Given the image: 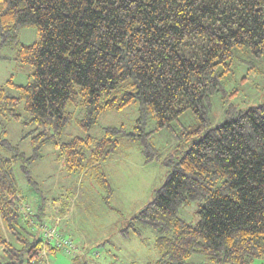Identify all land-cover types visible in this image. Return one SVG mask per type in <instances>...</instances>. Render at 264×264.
I'll use <instances>...</instances> for the list:
<instances>
[{
  "label": "trees",
  "instance_id": "trees-1",
  "mask_svg": "<svg viewBox=\"0 0 264 264\" xmlns=\"http://www.w3.org/2000/svg\"><path fill=\"white\" fill-rule=\"evenodd\" d=\"M25 27L37 31L30 44L19 41ZM2 47L31 72L25 85L10 77L0 86V116L32 127L21 138L29 137V156L0 135L4 264H35L29 259L43 247L20 224L15 165L33 184L28 166L52 143L68 171L99 169L121 137L136 142L148 163L160 158L152 133L186 110L199 126L164 157V182L120 233L152 231L157 258L145 264L264 259V98L246 108L229 104L215 124L207 119L210 99L224 91L238 55L250 70L264 58V0H0ZM134 102L138 118L131 131L109 127L99 139L87 134L104 110ZM149 118L155 127L146 131ZM71 120L83 134L62 141ZM98 180L110 194L105 176ZM191 204L196 208L186 221L180 210ZM196 255L203 260L190 261Z\"/></svg>",
  "mask_w": 264,
  "mask_h": 264
},
{
  "label": "rangeland",
  "instance_id": "rangeland-1",
  "mask_svg": "<svg viewBox=\"0 0 264 264\" xmlns=\"http://www.w3.org/2000/svg\"><path fill=\"white\" fill-rule=\"evenodd\" d=\"M35 40H37V31L34 27L21 29L19 34L21 43L30 44ZM14 54L9 48H0V86H3L10 77L13 78L14 84H26L27 73L31 72V68L20 66L13 61ZM252 65L253 69L250 70L246 57L241 53L238 55L232 74L225 78L224 91H220L210 99L207 115L210 124L223 120V111L229 104L246 108L263 100L264 58L255 61ZM228 93H231V96L236 94L229 97ZM20 113L23 117L26 116L23 111ZM137 118V102L121 110H104L87 134L99 139L109 127H123L128 132L134 127ZM199 122L191 110H186L177 120L171 122L169 127L154 131L150 142L160 158L148 163H145L136 142L121 137L115 154L100 163L101 168L89 169L86 173L68 171L52 143L43 146L40 150L41 158L28 166L33 184L27 183L18 165H15L14 174L21 198L20 212L22 207L30 210L25 217L21 215L20 224L24 226L22 220H26L32 229L27 230L24 227L26 233L35 234L37 231L35 234L37 236L39 233L34 228L35 224L53 227L55 219L57 221L58 217L69 210L68 218H64L65 220L61 218V226H64L66 234L72 236L70 238L81 236L82 241L86 242L84 245H77V241H73L77 252L71 255L46 247L51 249H47L46 261L38 260L40 262L36 261L35 264H145L155 260L157 252L153 247L154 234L150 229H142L141 237L135 236L132 232L120 233V231L128 226L129 218L151 200L154 190L164 182L169 169L165 165L164 157L172 153L179 141L184 140V134L196 129ZM154 127V119L149 118L146 131ZM31 129V126L24 127L16 121L0 116V135L12 145L17 144L19 151L26 156L31 154L29 137L21 138ZM82 134L74 120H71L61 138L65 141ZM181 146L185 147V143H181ZM100 174L108 180L110 194L99 182ZM33 191L35 193H32ZM35 195L38 196L43 216L38 223L34 217ZM190 206L180 210L181 217L186 221L191 220V210L195 211L196 208L195 204ZM57 231L61 234L59 229ZM2 233L8 242L18 247L3 228ZM202 260L203 257L200 255L190 259L192 262ZM30 261L32 259H29ZM5 262L7 258L0 249V264ZM251 264H264V259H254Z\"/></svg>",
  "mask_w": 264,
  "mask_h": 264
},
{
  "label": "built area",
  "instance_id": "built-area-1",
  "mask_svg": "<svg viewBox=\"0 0 264 264\" xmlns=\"http://www.w3.org/2000/svg\"><path fill=\"white\" fill-rule=\"evenodd\" d=\"M27 213H30L29 208L22 207L21 215L25 217ZM31 221L32 220H30V222ZM34 226L36 230H38L39 237L43 242V247L35 257H32V261H30L31 263H34L35 261L38 260L46 261L48 248H52L53 250H59L65 255H71L77 252L74 243L70 239L63 237L61 234L58 233L56 225L53 227H49L44 224L34 225Z\"/></svg>",
  "mask_w": 264,
  "mask_h": 264
},
{
  "label": "crops",
  "instance_id": "crops-1",
  "mask_svg": "<svg viewBox=\"0 0 264 264\" xmlns=\"http://www.w3.org/2000/svg\"><path fill=\"white\" fill-rule=\"evenodd\" d=\"M89 169H86L85 171H84V173H86L87 171H88ZM32 193H35L34 191L32 192ZM35 198H36V207H35V211H36V214L34 215V217H35V221H37L36 223H38V221L39 220H42L43 219V216H42V208L40 207V204H39V201H38V196L37 195H35ZM69 211V210H68ZM64 212L62 215L63 216H61V217H58L57 218V221H56V219H55V223H54V226L56 225V228H57V230L59 229V231H60V233H61V235L63 236V237H72V236H69L68 234H66V232H65V228H63L64 226H61V218H63V220H65L64 218H68V214H69V212ZM42 216V217H41ZM57 216V215H56ZM38 219V220H37ZM54 220V219H53ZM62 220V221H63ZM22 222H23V224H24V227L25 228H27V230H32L31 229V227L29 226V222L27 223L26 222V220L24 221V220H22ZM57 222H59V224L57 223ZM36 225V224H35ZM34 227V226H33ZM35 228V227H34ZM36 230V229H35ZM34 230V231H35ZM36 233H37V231H36ZM35 233V234H36ZM71 233V232H70ZM39 235V234H38ZM37 235V236H38ZM39 237V236H38ZM74 237V236H73ZM75 239V240H74ZM70 240L73 242V241H77L76 243H77V245H84L86 242H84V241H82V237L81 236H79V237H74V238H70ZM74 243V242H73ZM198 260L200 261V259L198 258Z\"/></svg>",
  "mask_w": 264,
  "mask_h": 264
}]
</instances>
